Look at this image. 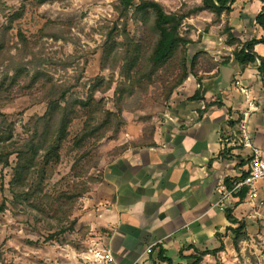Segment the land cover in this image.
Returning a JSON list of instances; mask_svg holds the SVG:
<instances>
[{
    "label": "crops",
    "instance_id": "0c3cea01",
    "mask_svg": "<svg viewBox=\"0 0 264 264\" xmlns=\"http://www.w3.org/2000/svg\"><path fill=\"white\" fill-rule=\"evenodd\" d=\"M261 10L259 0H238L232 6L229 25L235 38H262L255 24ZM218 30L212 27L202 34L198 52L221 65L210 72L209 65L203 66L200 84L189 77L152 117L155 145L129 148L103 163V180L87 198V224L111 249L116 264H163L157 261L159 248L174 264H189L180 257L181 250L186 257L193 249H217V233L225 244L227 208L247 226L240 215L264 196V183H256L255 202L248 200L247 187L241 202L238 193L224 198L247 175L250 153L257 150L264 157V79L259 60L240 66ZM254 52L264 58V45L255 46ZM197 90L199 98L191 100ZM242 124L250 150L234 142L232 134L240 133ZM142 130L132 126L131 137L127 132L128 139L119 146L140 138Z\"/></svg>",
    "mask_w": 264,
    "mask_h": 264
},
{
    "label": "trees",
    "instance_id": "16d2710c",
    "mask_svg": "<svg viewBox=\"0 0 264 264\" xmlns=\"http://www.w3.org/2000/svg\"><path fill=\"white\" fill-rule=\"evenodd\" d=\"M237 1L200 0L197 5L176 11L167 10L156 0H117L113 3L118 23L107 28L102 49L103 63L110 65L113 73L118 71L121 79L115 83L111 111L104 100H96L95 96L98 93L107 94L113 81L105 82L96 78L87 90V85H83L82 92H77L76 85L53 83L51 77L40 69L39 56L30 51V42L20 31L17 33L20 45L18 52L15 56L10 55L6 38L14 23L23 17L24 7L11 10L4 0H0V15L6 18V23L0 26V65L7 63L6 73L0 80V103L14 99V89L21 81H25L24 90L38 88L42 102L46 103L43 115L31 121L30 137L20 144L10 143L13 124L0 112V144L10 143L12 148L2 147L0 168H10V158L14 156L10 183L15 199L40 214L50 216L59 224L69 223L72 229L76 221L70 222L69 218L83 196V188L87 182H102V179H92V173L98 170L101 161L99 145L105 141L118 140L126 126L124 114L142 111L148 98L156 105L167 106L175 91L189 77H194L198 84L205 79L202 75L205 71L203 66L209 65L206 70L210 72L221 65L202 52L190 62L189 47L199 42L201 35L195 41L188 31H184L188 20L202 14L211 16L204 33H208L212 27L219 28L218 35L226 47L232 48L231 54L236 62L240 66H247L258 59L264 79V58L257 57L254 52L255 46L264 45V0H259L262 10L255 18V24L261 28L263 36L249 42L235 38L229 25L232 6ZM9 11L11 13L7 15ZM129 23L141 30L140 39L127 36ZM50 24L45 25V29L50 30ZM43 33L41 30L40 34ZM119 38L121 41H118ZM28 55L32 59L25 61ZM68 66L71 65L67 63L63 67ZM199 95L197 90L191 100L198 99ZM77 122L81 123V128L71 137L69 129ZM154 134L155 126L148 122L139 139L113 148L111 155L117 158L129 148L153 147ZM64 148L69 153H76L71 167L74 181L66 191L55 196L43 195L46 181L59 165ZM247 193L246 188L238 193L239 202L246 198ZM224 215L229 223L226 235L232 238V244L238 250L239 244L248 240L246 225L235 218L233 208H227ZM216 238L220 242L219 248L202 252L192 248L193 254L186 257L182 254L183 249L180 257L188 260L189 264H201L208 256L217 257L225 247L221 240L223 237L217 233ZM187 248L191 249V246ZM164 254L165 251L159 248L158 263L174 264Z\"/></svg>",
    "mask_w": 264,
    "mask_h": 264
},
{
    "label": "rangeland",
    "instance_id": "374dc122",
    "mask_svg": "<svg viewBox=\"0 0 264 264\" xmlns=\"http://www.w3.org/2000/svg\"><path fill=\"white\" fill-rule=\"evenodd\" d=\"M116 1L4 0L11 10L24 7L23 17L14 23L6 38L8 51L12 56L17 54L20 47L17 33L20 31L30 42V51L39 56L40 69L51 77L53 83L76 85L77 92H82L83 85H87V90L91 81L96 78L105 82L113 81L112 88L107 94L98 93L95 96L96 100H104L107 109L113 111L111 101L115 83L121 79L118 71L113 73L111 66L103 63L102 49L107 28L118 23L113 9V3ZM156 1L161 2L169 11L192 7L200 2V0ZM10 13L9 11L7 15ZM210 17L202 14L186 21L184 31H188L195 41L199 35L202 38ZM5 23L6 18L0 15V26ZM49 23L52 28L47 30L45 25ZM41 30L44 31L43 35L40 34ZM126 34L130 39H140L141 30H137L129 23ZM118 41H121V38ZM200 48L201 40L189 47L191 63L199 54ZM31 59L30 55L25 56V61ZM67 63L71 66L63 67ZM6 65L7 63L0 65V80L6 73ZM23 85L25 81H21L14 89L15 97L12 101L0 103L1 114L6 115L8 121L13 124L14 131L10 143L25 142L31 135L32 119L43 115L46 108L40 90L35 87L24 90ZM162 107L166 106L156 105L148 98L142 111L124 114L126 126L118 140L105 141L99 145L101 161L98 170L92 173L93 180L101 181L102 164L114 159L111 151L128 139L125 137L127 132L130 134L128 137H131L132 126L144 128L148 122H152V117L158 114L161 111L159 108ZM80 128V122L72 124L69 129L70 136L73 137ZM10 143L0 144V151L2 147L11 150ZM75 157V152L69 153L67 148L62 150L60 163L52 177L46 181L43 195L55 196L72 185L74 179L71 177V167ZM13 161L14 156L10 158V168H0V264H87L85 255L90 240L98 236L93 234L87 224L89 207L87 208L86 203L87 198L91 199V189L100 183L87 182L83 188V196L76 203L69 218L70 222L76 221L71 229L69 223L59 224L50 216L40 214L26 203L15 199L10 183ZM261 197L249 213L243 212L240 215L247 221L248 240L240 243L238 250H235L232 238L226 235L224 251L217 257L204 258L201 264H264V196Z\"/></svg>",
    "mask_w": 264,
    "mask_h": 264
},
{
    "label": "built area",
    "instance_id": "2783aa9c",
    "mask_svg": "<svg viewBox=\"0 0 264 264\" xmlns=\"http://www.w3.org/2000/svg\"><path fill=\"white\" fill-rule=\"evenodd\" d=\"M234 142L242 146L246 150L252 148L250 138L246 133V128L242 124L240 126V133L233 132ZM256 183H264V157L257 151H253L248 156V170L247 175L243 180L234 185L232 192L227 193L225 199L230 197L233 193H239L244 187L249 189L248 200L252 203L258 198L255 189ZM88 252L85 255L87 264H116L114 255L111 249L104 245L100 237L90 240Z\"/></svg>",
    "mask_w": 264,
    "mask_h": 264
}]
</instances>
